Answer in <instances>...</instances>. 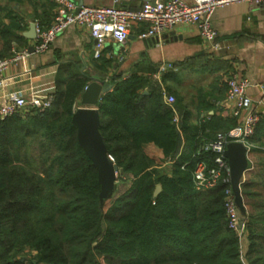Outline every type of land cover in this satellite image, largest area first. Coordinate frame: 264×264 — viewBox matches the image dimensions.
I'll return each instance as SVG.
<instances>
[{
	"label": "trees",
	"instance_id": "trees-1",
	"mask_svg": "<svg viewBox=\"0 0 264 264\" xmlns=\"http://www.w3.org/2000/svg\"><path fill=\"white\" fill-rule=\"evenodd\" d=\"M93 79L63 65L48 108L0 119V264H264V115L249 138L254 147L239 183V238L227 226L228 185L197 189L192 176L197 160L215 165L216 154L203 146L236 119L193 124L179 99L165 103V74L108 77L112 88L96 107L116 176L101 196L72 122ZM146 144L160 149V161Z\"/></svg>",
	"mask_w": 264,
	"mask_h": 264
},
{
	"label": "crops",
	"instance_id": "crops-1",
	"mask_svg": "<svg viewBox=\"0 0 264 264\" xmlns=\"http://www.w3.org/2000/svg\"><path fill=\"white\" fill-rule=\"evenodd\" d=\"M72 1L78 6L115 5L138 9L146 0ZM56 12L57 7L51 0H0V55L7 57L13 49L27 48L29 51L25 58L10 64L0 74L1 78H10L0 86V100L9 91H21L26 97L32 92L55 95V78L63 65L73 64L74 69L99 82H107V78L115 74L123 77L136 74L158 80L165 74L168 94L180 100L181 108L190 111V122L213 125L218 119L233 117L225 94L226 78L235 73L239 78L249 79L251 86L247 94L264 115V98L257 85L264 84L263 8L248 2L216 8L211 23L221 43L217 51L208 49L195 26L179 25L158 38L144 40L137 36L146 27L141 23L130 28L125 41H110L98 59L92 56L93 39L87 28L79 25L65 28L45 52L36 53L30 49L35 43V37L26 35L30 23L47 27ZM185 61L187 64L183 63ZM82 105L79 97L77 107ZM212 132H209L211 136ZM144 150L160 161L159 148L146 144ZM250 157L248 154L240 182L245 179ZM163 169L168 172V164L163 165ZM246 244L244 238L243 251Z\"/></svg>",
	"mask_w": 264,
	"mask_h": 264
},
{
	"label": "built area",
	"instance_id": "built-area-1",
	"mask_svg": "<svg viewBox=\"0 0 264 264\" xmlns=\"http://www.w3.org/2000/svg\"><path fill=\"white\" fill-rule=\"evenodd\" d=\"M57 7L52 22L47 27L35 23V43L32 50L42 53L48 50L52 41L68 26L79 25L87 28L93 39L92 56L98 59L102 56L105 46L114 41L121 43L128 37L132 26L144 23L145 29L137 36L140 39L158 38L164 32L179 25H191L198 29L202 40L213 52L221 48L217 32L212 26L213 11L234 2H248L264 9V0H146L140 8L131 9L115 5H76L72 0H51ZM28 49H13L7 57L0 58V74L6 71L10 64L28 55ZM10 78L0 77V86ZM264 98V84H257ZM251 82L247 78H239L235 73L226 78L225 99L231 105V114L236 123L225 132H217L215 137L206 142L204 150L216 154L213 167L208 168L202 160H197L193 170V181L197 189H205L218 181L227 184L225 189L224 207L227 216V226L239 238L244 236V221L239 216L235 196L231 187L229 167L223 155L229 142H239L249 154L254 144L249 141L260 120V113L253 100L248 96L247 89ZM165 103L172 104L174 96L162 92ZM54 98L53 93L41 94L32 92L28 97L21 91H9L0 100V119L21 113L27 109L42 110L48 108ZM174 120L176 115L174 114ZM110 156V155H109ZM110 159L112 157L110 156ZM167 159L165 163H170Z\"/></svg>",
	"mask_w": 264,
	"mask_h": 264
},
{
	"label": "water",
	"instance_id": "water-1",
	"mask_svg": "<svg viewBox=\"0 0 264 264\" xmlns=\"http://www.w3.org/2000/svg\"><path fill=\"white\" fill-rule=\"evenodd\" d=\"M26 35L30 38L36 36L33 23H30L29 31ZM111 88L112 84L108 82L90 81L80 96V102L83 105L77 107L72 115V122L76 126L78 142L97 170V177L101 184V196H105L111 190L116 176V166L113 164L112 159H110L99 132V113L96 104L101 96ZM223 155L227 159L235 202L237 207L242 211L239 179L247 165L245 147L239 142H229L225 147ZM159 189L160 186H156V192Z\"/></svg>",
	"mask_w": 264,
	"mask_h": 264
},
{
	"label": "rangeland",
	"instance_id": "rangeland-1",
	"mask_svg": "<svg viewBox=\"0 0 264 264\" xmlns=\"http://www.w3.org/2000/svg\"><path fill=\"white\" fill-rule=\"evenodd\" d=\"M241 199H242V197H241ZM242 206H243V204H242ZM243 209V208H242ZM238 212H239V216L241 217L242 215H241V210L238 208ZM34 253V252H33Z\"/></svg>",
	"mask_w": 264,
	"mask_h": 264
}]
</instances>
